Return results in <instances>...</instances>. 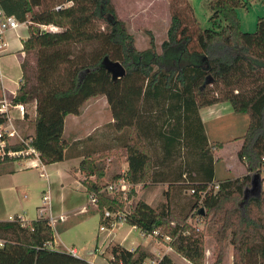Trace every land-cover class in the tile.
Returning a JSON list of instances; mask_svg holds the SVG:
<instances>
[{"label": "trees", "instance_id": "trees-1", "mask_svg": "<svg viewBox=\"0 0 264 264\" xmlns=\"http://www.w3.org/2000/svg\"><path fill=\"white\" fill-rule=\"evenodd\" d=\"M63 4L67 5L55 9ZM242 5V0H210V21L216 26L218 20L225 22L220 30L201 29L188 2L172 6L158 53L150 31L149 47L136 49L133 34L111 0H0V9L27 23L28 29L22 40L21 79L10 104L34 106L32 132L23 133L24 140L15 143L4 135L0 162L20 158L8 152L28 147L39 153L43 164L69 158L65 117L78 115L87 100L103 95L115 131L127 136V168L113 178L122 177L132 187L126 192L101 191L107 184L102 182L106 177L105 166L99 163L102 156H83L77 171L84 176L81 183L87 195L97 197L101 220L110 224L123 220L158 240L167 236L171 250L191 264L205 263V226L212 227L214 264L223 259L227 240L232 264H264V189L259 175L264 166V17L257 19L254 32H244L237 14ZM41 24L59 31L41 30ZM88 45L93 47L87 50ZM105 57L120 62L124 76L114 79L102 64ZM223 102H229L234 113L248 116L237 151L246 173L215 182L216 159L199 109ZM28 118L26 110L23 120ZM6 121L0 114V123ZM158 183H166L167 189L157 207L134 199L136 185ZM187 189L193 193L185 196ZM181 192L184 213L171 207L180 203ZM106 211L122 216L104 217ZM191 219L202 221L204 228ZM53 235L48 217L0 220V264H92L52 248ZM105 252L111 264H145L147 259L178 264L169 254L154 259L140 245L130 250L112 243Z\"/></svg>", "mask_w": 264, "mask_h": 264}, {"label": "rangeland", "instance_id": "rangeland-1", "mask_svg": "<svg viewBox=\"0 0 264 264\" xmlns=\"http://www.w3.org/2000/svg\"><path fill=\"white\" fill-rule=\"evenodd\" d=\"M111 1L115 7V10L117 11L119 18L127 23L130 32L134 36V45L138 50H144L149 47L150 37L148 31H150L155 37L157 52H161L160 44L166 38V31L171 18V7L174 5H179L180 2H188L191 5L194 17L198 21L201 29L215 28L216 30H220L221 27L225 25V22L223 20H218L219 26L214 25L210 21V17L212 15V11L209 8L210 0ZM242 1L243 5L237 8V14L240 20L241 28L244 32H254L256 29L257 19L259 17H264V0ZM2 37L4 41H7L9 39V33H7L6 31V33L2 34ZM92 47L93 45L86 46L87 50L91 49ZM5 49L7 48L4 47L3 49H0V52L4 53L3 51ZM168 54L171 55V51H169ZM3 62L4 65L2 68H6L8 70L10 69V75L14 77L13 79L17 80L20 68L18 64H16V61L13 59V57H4ZM6 91H8V88L6 89ZM1 98L3 97L1 96ZM93 101L94 103H91L93 104L92 108L94 106L99 108V117L96 118L94 115H90L87 121L91 120L92 124L95 121L96 124H99L97 126H100L92 131L90 136L95 133L100 134V136L96 138L99 142L98 153L103 158L99 163L103 164L105 167L109 166L110 169L108 173H106V177L102 179V182L106 184L114 180L113 176L122 174L120 173V170L123 166L124 161L126 160L123 159V156H125L124 145L127 136L126 132L124 134L123 132L117 133L115 131L113 123H111L110 121L112 115L105 96L100 95L94 97ZM25 109L28 111V117L32 118V114L34 111L33 104L25 105ZM10 110V121H6V126L8 130L13 126L17 134H15L14 137H9L6 135L5 136L11 143L21 142L22 140H24L22 134L26 133V130L31 129L29 120H23L22 118H20V114L16 110L12 108H10ZM219 113H221V116L211 120L206 119V123L204 124V130L207 133L209 142L211 143L209 144L212 145V153L214 154L213 156H215V159H217L215 177L216 179L220 177H224L221 179L241 177L246 173V169L243 161L238 158L236 149L237 147H239V142L242 141L241 136L246 130L248 124V116L244 114L234 113L229 102H223L220 104ZM67 125L68 119L65 123L66 135L64 134V139L67 144V149H69L68 153H70L73 148H75L79 143H83L86 133L83 132L85 131V128L77 131L75 137H78L79 139L75 141V145L70 146L69 142L67 141L68 139L66 138H72L69 136L72 126L69 124V127L67 129ZM115 134L117 135V137ZM114 138H116V140ZM114 140L115 142H113ZM217 142L222 143V146L224 145L221 151H219V148H222V146L217 147L215 145V143ZM82 156L84 155L82 154ZM179 156H181V153L179 154ZM74 157L79 156L76 155ZM31 159H33V157L30 156L14 158L12 161H6L7 165H4V162H2V166L24 167L28 165ZM75 162L76 161L70 163H67V161L59 162L58 164L52 165L53 167H51L50 169L45 170H42L41 167L31 169L27 168V170L18 173L15 176L16 183L14 188H6L5 194L0 192V217L5 218L8 216V213H19L23 215L25 220L31 221L37 219L41 215L40 210L37 207L43 205L42 196L48 190L51 196L50 207L52 209L51 216L53 218H56L61 214L67 215V212L69 210H77L81 205H85V193L83 192V190H80L79 187L77 188L74 183L69 182L71 179L68 178V174L65 172V167L70 164H75ZM223 166H231V170L227 173L223 172L225 171V167ZM41 173L46 174L48 177L40 175ZM259 175L261 178L262 189H264V166L261 168ZM81 176H83V174H81ZM135 188L137 193L134 199H138L141 196L140 191H142L144 188H142L141 185ZM184 194H186L185 196H188L190 194V190H185ZM161 198V201L165 200L163 194ZM179 201L180 203H173L171 207L181 213L186 212L187 206L184 204V202L186 201L185 197L182 195V192L179 195ZM160 202L157 203V205L160 204ZM128 205L129 202L126 204V209ZM157 205L155 207H157ZM93 211L95 212L88 214L86 215V217L78 220L75 226L61 235L62 242L57 245V249L66 250L65 248L75 247L80 256L86 259L90 258V255L87 254V251L93 249L96 236L98 234H102V232L99 231L100 216L96 205L95 207H93ZM44 215L48 214L45 213ZM189 222L199 227L200 229L204 228L205 226L202 221H197V219H191L189 220ZM53 227L56 229L60 228V224L58 223V221L54 220ZM212 231V227L205 226L204 264H214L213 246L215 240L211 235ZM112 232L113 237L115 236L116 238L115 241L124 244L126 247L130 248L131 246L143 243L139 244L143 249L149 252L154 251V253H152L154 255V259H158L159 257H161L162 253H164L169 247V238H166L167 236L164 237L163 240H158L153 236H147L146 239V237H143L138 229H135L128 224H118L117 227L113 228ZM208 249L210 250L209 253ZM170 254L172 259L178 264H191L189 262H186L184 258L180 257L173 251H171ZM145 263L155 264L150 259H147ZM217 264H232V245L229 240H227L226 242L224 257Z\"/></svg>", "mask_w": 264, "mask_h": 264}, {"label": "crops", "instance_id": "crops-1", "mask_svg": "<svg viewBox=\"0 0 264 264\" xmlns=\"http://www.w3.org/2000/svg\"><path fill=\"white\" fill-rule=\"evenodd\" d=\"M56 31H59V28ZM4 33H6V31ZM7 33H9V39L6 41L7 45L5 46L7 49H5L3 51L4 53L0 52L1 53L0 54V70H2V71H0V74H1V77H0V93H1L0 101H4V102H10L11 98L15 94V91L19 87V82H20V79H21V69H20V72H19L18 79L17 80L13 79L14 77H12L10 75L11 74L10 69L8 70L6 68L5 69L2 68L3 65H4L3 64L4 63L3 62V58L4 57L5 58L13 57V59L16 61V64H18V66L20 68V64H21V62H22V60L24 58V52L22 51V40L25 39L28 36L27 23H25V22L21 23L20 22V25H19V27L17 29H15V30H7ZM7 88H8V91H6ZM1 96L3 98H1ZM91 103H94L93 98L87 100L82 105V107L80 108V113L78 115L69 114V115H67L65 117L64 130H63L64 138H65V135H66V133H65V123H66L67 119H68L67 129L69 127V124L72 126L71 132H70V135H69L72 138H66V139H68L67 141L69 142V144L77 141L79 138L75 137L76 132L82 130L83 128H85V131H83V132L86 133V136L84 137L85 140L83 141V143H79L75 148H73V150L70 152V156L71 157L69 156V158H66V159H64L63 161H60V162H66L67 161V163H70V162L76 161L75 164L67 165L65 167V172L68 174V178L71 179L69 182L70 183H74L77 188L79 187V189L83 190V192L85 193V195H86V204L85 205H81L77 210L76 209L69 210L67 212L68 213L67 215H62L61 214L58 217H56L57 219L60 216H62L64 218H63V220H59V219L57 220L58 223L60 224V228L59 229H56V228L53 227L54 223L52 225V228L55 231V234L53 235V241L49 243V245L52 248H56L57 245H59L62 242L61 235L63 233H65L67 230H69L70 228H72L73 226H75V224L78 222V220L86 217V215H88V214H91V213L95 212V211H93V207H95V204H90L88 202V195H87V193L85 191V188L83 187V185L81 183V180L84 177L81 176V173L79 171H77V166H78L79 162L83 159L82 154L84 156L86 154L88 156L100 155L98 153L99 152V150H98L99 142L96 139V138H98L100 136V134L99 133H95L92 136H90L92 131H94L95 129H97V127H100V126H97L99 124H96L95 121H94L93 124H92L91 120L87 121L90 115H94L96 118H98L100 110L96 106H94L92 108L93 104H91ZM220 104L221 103L215 104V105H211V106H208V107H205V108H202V109H199V115H200V118H201V121H202L203 128H204V124L206 123V119L207 120H211V119L218 118L219 116H221V113H219ZM33 109H34V106H33ZM33 115H34V111H33L32 116ZM29 119H31V118H28L27 120H29ZM110 121H111V123L113 122V118L112 117H111ZM20 124H22V123H20ZM92 125H94V126H92ZM22 131H23V128H22ZM31 132H32V128L26 130V134H28V135ZM204 132H205V130H204ZM205 135H206V138H207V133L206 132H205ZM116 137H117V135H116ZM114 139L116 140V138H114ZM115 140L113 142H115ZM207 141H208V143H210L208 138H207ZM241 143H242V141L239 142V147L241 146ZM223 147H224V145L222 146V148H219V151H221L223 149ZM239 147H237L236 152L239 149ZM76 155H78L79 157H73V156H76ZM157 155H158L159 158H161L163 156L162 152H158ZM30 157H33V159H31V161H29L28 165L24 166V167H22V166H2L3 163L0 162V192L5 194L6 193V190H5L6 188H9V189L14 188L15 183H16L15 182V176L18 173L27 170V168L31 169V168L41 167L42 170H45V169H50L51 167H53L52 165H55V164L59 163V162H56V163H52V164H43L39 160V158H35L33 155H31ZM123 159H125V156H123ZM12 160H8L7 162L12 161ZM107 160H109V159H107ZM4 165H7V163L4 162ZM170 165L171 164L167 165L165 163H159L158 166H170ZM216 165H217V159L214 162V171H215V173H216V168H217ZM223 167H225V171H223L224 168L222 170L223 172L227 173L228 171L231 170V166H223ZM126 168H127V162L125 160L124 163H123V166H122V168L120 170L121 171L120 173L125 172ZM105 169H106V173H108V171L110 170L109 166H106ZM40 175H42V176L44 175V176L48 177L46 174H43V173H41ZM92 178H94V177H92ZM221 178H224V177H220V178L216 179V177L214 176V181L217 182ZM137 186H140V185H136L135 187H137ZM166 189H167V184L166 183H158V184H155V185H150L148 187H145L142 191H140V195H141L140 199L143 200L144 202H146L152 208H154L157 205V203H159L161 201L162 194H163V192ZM45 194L49 195L50 203H51V196H50L49 190L46 193H44L43 196ZM43 196H42V199H43ZM50 203L49 204H43L42 206L37 207L39 210L42 209V208L44 209L42 212H40V214H41L40 217L42 215H43V217L44 216L45 217H50L51 216L52 209L50 207ZM45 213H47L48 215H44ZM11 214L12 213H8V216L5 217V218L4 217H0V220H11L13 217L18 216V217L21 218L22 221L29 222V220H25V218L23 217L22 214H19V213H14L12 215ZM99 216H100V214H99ZM99 224H100L99 231H101L102 234H98L96 236L93 249L87 251V254L90 255V258L86 259V258L80 256L78 254L77 249L74 247L75 248V252H76L75 253L76 256H78L80 258H83V259L87 260L88 262H90L92 264H111L109 262V259L111 258V256L108 253L105 252L107 246H109L110 244L117 243V244H120V245L124 246L127 249H130V250H133V248L138 246L139 244H143V243H139L138 245H134V246H131L129 248V247H126L124 244L115 241L116 238H115V236L113 237V232H112L113 228L117 227L118 224H126L124 221H119V222H115V223H111L110 224V223H107L106 221H102L101 217H99ZM101 226H104L105 228L101 229ZM133 228H135V227H133ZM103 232H104V234H103ZM142 236L146 237V239H147V236H144L143 234H142ZM65 249H66V251H68V248H65ZM171 251H172L171 248L168 247V249L164 253H162V255L163 254L171 255L170 254ZM209 251L210 250L208 249V253H209ZM151 253H154V251H152ZM186 262H188V261L186 260Z\"/></svg>", "mask_w": 264, "mask_h": 264}, {"label": "built area", "instance_id": "built-area-1", "mask_svg": "<svg viewBox=\"0 0 264 264\" xmlns=\"http://www.w3.org/2000/svg\"><path fill=\"white\" fill-rule=\"evenodd\" d=\"M65 5H67V4L57 5L55 7V9L59 10ZM19 25H20V22L14 16L7 15L0 9V49H3L7 45V42L3 40L2 34L7 30L17 29L19 27ZM40 28H41V30H44V31H56V30H58V28L56 26H53V25H42L41 24ZM0 77H1V74H0ZM10 108L16 110L20 114V118L23 119L25 111H26L24 104L11 105L10 102L0 101V114L1 115L4 114L7 118V121H10V115H9V112L11 111ZM15 134H17V132L15 131L13 126L11 129L8 130V128L6 126V122L0 123V146L2 147L4 144V142L2 141V137L4 135L9 136V137H14ZM0 154L3 156L5 153L3 150H0ZM30 154L33 155L35 158H39V153L31 147H28L27 149H24L21 151H16V152L9 151L8 152L9 156L26 157ZM131 187H132V184L127 182L124 178L121 177V178L115 179V180L107 183L106 186H104L101 191H107L110 193L115 192V191L126 192ZM215 188H217V186H215ZM190 193H193V190H190ZM42 200H43V204H49L50 203L49 195L45 194L43 196ZM96 200H97V197L95 194H93V193L88 194V202L89 203L96 205ZM43 210H44L43 208L40 209V212H42ZM115 215L116 216H122L120 213L114 214V213H110L108 211H106L104 213V217H111V216L113 217ZM48 218L50 220L51 225H53L54 220L55 221H57L58 219L63 220L62 216H60L58 219L53 218L52 216H50ZM104 228H105L104 226H101V229H104ZM154 234H157V231H155ZM166 238H168V237H166ZM68 252L72 253L73 255H75V253H76L74 247L68 248ZM145 264H147V263H145Z\"/></svg>", "mask_w": 264, "mask_h": 264}, {"label": "water", "instance_id": "water-1", "mask_svg": "<svg viewBox=\"0 0 264 264\" xmlns=\"http://www.w3.org/2000/svg\"><path fill=\"white\" fill-rule=\"evenodd\" d=\"M102 64L111 73L114 79L120 78L125 74V68L118 61H112L108 57H105L102 61ZM258 176V174L255 175L252 180V190L255 189L256 185L258 184V180H256Z\"/></svg>", "mask_w": 264, "mask_h": 264}]
</instances>
